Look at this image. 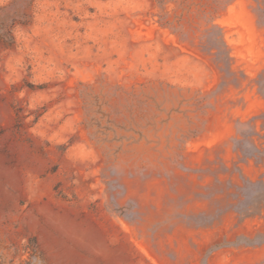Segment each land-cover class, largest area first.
I'll return each mask as SVG.
<instances>
[{
	"label": "rangeland",
	"instance_id": "374dc122",
	"mask_svg": "<svg viewBox=\"0 0 264 264\" xmlns=\"http://www.w3.org/2000/svg\"><path fill=\"white\" fill-rule=\"evenodd\" d=\"M0 264H264V0H0Z\"/></svg>",
	"mask_w": 264,
	"mask_h": 264
}]
</instances>
